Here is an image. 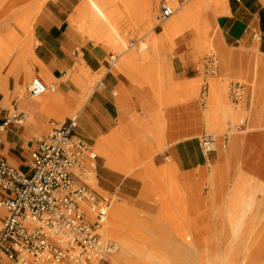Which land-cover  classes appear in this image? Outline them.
<instances>
[{"label": "rangeland", "instance_id": "374dc122", "mask_svg": "<svg viewBox=\"0 0 264 264\" xmlns=\"http://www.w3.org/2000/svg\"><path fill=\"white\" fill-rule=\"evenodd\" d=\"M46 1L48 0H0V98L4 96L0 116L20 114L23 116V123L17 125L29 130L28 133L22 135L27 149H31V139L46 134L51 130L52 125L48 119L38 122L30 110L16 107L15 98L9 91V87H12L15 81L17 96L32 102L42 100V97L31 98L27 92L29 82L37 75L33 60L35 40L30 38L31 34L23 29V25L25 22L30 23V29L33 32L36 17ZM110 2L109 10L114 11L116 15L120 35H115L114 39L107 43L101 38L91 36L83 23L75 25L78 31L86 38V41L103 46L106 54L117 55V66L113 67L112 71L126 75L138 87H150L159 100V109L179 104L180 101L176 97H169L165 101L162 99L168 84L173 86L170 65L176 47L175 39L184 33H190L193 37L192 47L199 54L197 62L200 69L204 71L205 58L214 54L210 40L214 31L215 19H207V12L212 8L211 4L205 0H128L125 3L122 0H111ZM164 3L174 9L175 16L184 13L192 16L200 7L199 17L205 31L196 35L185 28L180 34L166 33L164 25L167 19L160 17ZM38 6H41L39 10ZM150 13H153L152 17ZM142 43H148L149 47L141 51ZM105 72L106 69L103 68L98 73H90L87 79L89 81L84 82L89 92L96 89L98 81ZM258 73V84L262 81L261 90L264 93V73L261 69H258ZM25 74H28V79L20 85L19 79ZM2 81L5 83L4 86H2ZM46 84L57 85L54 81H48ZM208 84L210 97L214 98L212 103L210 97L208 99L210 109L217 104L232 107L233 110L237 108L241 110L239 105L233 103L232 94L234 93V97L245 95L246 90H243V87L239 89L233 87L232 90L231 82L221 79H209ZM213 84L221 88L224 92L223 97L218 94L215 98L216 92H214ZM204 85L205 82L200 79L195 91L188 94V99L197 100L199 107L205 100ZM54 93L57 92L48 94L53 95ZM258 96L255 94L254 103H264V99H258ZM79 113L80 108H76L68 112L67 116L71 117ZM239 116L234 120L230 118L226 120L232 124L233 129L242 125L243 118ZM134 117L132 120L133 134L135 132L139 134L142 126L137 114H134ZM164 122L161 121L159 123L161 125L157 127L160 133ZM228 131V124H223L218 131L207 128L206 133L217 135L222 148L223 138ZM201 136L202 132L199 138ZM141 147L142 143L135 139L132 132L129 130L126 134L122 128L108 146L110 155L115 162L121 165V169L117 170L109 166L107 159L102 157L101 165L106 164L110 171H107L108 176L104 178L102 175L106 170L100 166L98 170L99 190L91 185L111 203L118 202L126 209L119 223L110 226L111 230L118 233L109 235V238L117 243L118 250L106 264H113L114 258L120 256V243L124 240L131 241L141 254L134 252L122 256L119 264L219 263L218 246L223 245L225 248L232 240V225L239 220L243 209L241 204L243 197L249 190L251 191L254 185H263L262 189H264V183L235 181L232 184L229 183L230 188L227 191L225 188L227 184L225 183L224 187L220 182L219 167L216 172L213 171V177L218 176L214 180L208 178L207 167H199L193 171V174L192 171L180 169L171 159L168 160L167 165L157 167L153 160L154 153L143 155ZM161 148L163 149V146ZM94 150L100 156V152L95 147ZM195 174L201 177L197 182L191 181ZM129 175L136 177L138 181L126 180L125 177ZM255 199V203L248 207V211L256 217L247 222L246 228L249 229L241 238L247 242L248 250L234 254L228 264H264V191L256 192ZM181 234H189L192 238L190 248L182 246ZM149 252L154 253L163 261L160 262L158 258H154L149 262L147 260ZM61 263L74 264L67 261ZM9 264L16 263L9 262Z\"/></svg>", "mask_w": 264, "mask_h": 264}, {"label": "crops", "instance_id": "0c3cea01", "mask_svg": "<svg viewBox=\"0 0 264 264\" xmlns=\"http://www.w3.org/2000/svg\"><path fill=\"white\" fill-rule=\"evenodd\" d=\"M81 2L82 0H48L42 6L33 27L34 70L45 83L54 81L57 85L54 84L55 90L41 96V101L32 102L15 94L14 81L9 91L15 98L16 107L30 110L38 122L48 119L52 127L66 122L68 112L80 108L77 133L93 149L99 139L112 134L114 130L123 128L126 134L130 130L135 139L142 143L143 155L154 153L153 160L157 167L167 165L169 159L180 169L192 171L193 174L199 167H207L206 173L212 180L217 179L218 176L213 177V171L216 172L219 167L220 182L224 187L227 184V191L229 183L235 181L264 183V103H254L255 94L259 95L258 99H264L262 81L258 84V69L262 73L264 69L256 64L258 56H264V0H227L226 11L216 17L214 22L210 40L214 54L205 58L204 71L197 62L199 54L192 47L193 37L190 33H184L175 39L176 47L170 65L173 86L168 84L162 99L165 101L169 97H176L180 102L162 110L159 109V100L150 87H138L126 75L112 71L107 64L112 53L106 54L103 46L86 41L71 22L75 7ZM210 56H215L216 59L214 73L209 70ZM81 66L89 69L92 74L106 69L96 89L91 92L86 84L81 85L76 80ZM27 79L28 74L20 77V85ZM200 79L205 82V100L201 101V107L197 100L188 99V94L195 91ZM209 79L230 81L232 90L233 87H243L246 92L237 97L232 94L233 103L239 105L241 110L235 108L234 114L227 117L234 120L241 115L242 125L233 129L226 118L223 124H228L229 131L223 138L222 148L219 137L213 134L214 149L206 153L199 135L200 132L202 135L206 134L208 128ZM49 92L57 93L50 95ZM55 94L59 98H55ZM3 99L2 95L1 111ZM210 99L212 103L214 98ZM134 114H137L142 126L139 134H133ZM3 117L6 115L0 116ZM161 121L165 122L160 133L157 127L161 125ZM28 132L26 127L13 123L3 133L2 152L16 166H23L30 160V149L25 148V141L22 139V135ZM161 146L163 149H160ZM102 157L98 155L94 175L97 180L100 166L106 170L102 175L104 178L108 176L107 171H110L106 164L101 165ZM200 178L195 174L191 181L197 182ZM125 179L138 181L131 175ZM9 262L11 261H5V264Z\"/></svg>", "mask_w": 264, "mask_h": 264}, {"label": "built area", "instance_id": "2783aa9c", "mask_svg": "<svg viewBox=\"0 0 264 264\" xmlns=\"http://www.w3.org/2000/svg\"><path fill=\"white\" fill-rule=\"evenodd\" d=\"M173 14L164 3L160 17ZM208 58L214 73L215 56ZM117 62L118 56L110 54L108 67ZM53 90L55 85L38 76L27 86L31 98ZM23 120L21 114L0 118V264H106L118 250L104 236L111 201L90 184L98 154L77 133L78 115L35 137L29 162L16 166L2 152V136ZM200 143L204 152H211L215 136L203 134Z\"/></svg>", "mask_w": 264, "mask_h": 264}, {"label": "bare ground", "instance_id": "6f19581e", "mask_svg": "<svg viewBox=\"0 0 264 264\" xmlns=\"http://www.w3.org/2000/svg\"><path fill=\"white\" fill-rule=\"evenodd\" d=\"M111 0H84L81 2L78 7L76 8L75 12L71 16V22L76 25L79 23H83L87 27V32L94 36L95 38H101L102 41L110 43L115 35H120L119 27L117 25L115 19V13L112 10H109V6L111 4ZM124 3L128 2V0H122ZM131 1V0H130ZM209 2L212 6L211 10L207 12V19H216L219 15L226 11L227 0H205ZM41 6H38V10ZM200 7L197 10V13L188 16L186 13L180 16L172 15L169 18H166L167 21L165 23V32L166 33H182L183 29L188 28L196 35L201 34L204 30V26H202V20L200 19ZM153 13H150L152 17ZM206 20V19H205ZM30 23H24L23 29L26 30L30 35V38H33V32L30 29ZM31 31V32H30ZM32 39V40H33ZM149 47L148 43L141 44V51L146 50ZM256 64L258 67L264 69V56H258L256 60ZM14 69V68H13ZM264 71V70H263ZM90 75V70L84 68L83 66L80 67V72L77 75V82L81 85L86 84ZM86 82V83H84ZM5 83L2 81V86ZM193 87H196L194 84ZM215 98H217L218 94H221L222 97L224 96V92L221 91L217 85L213 84ZM55 98H59L57 94L54 95ZM234 114L232 107L229 106H220V105H213L212 108L208 112V128L210 130H220L223 126L224 120L228 116H232ZM32 117V115H31ZM121 128H118L112 132V134L103 136L101 139L97 141L95 148L100 152V156H103L107 159V164L115 169H121V165L115 162L110 155L108 146L112 141V138L118 134ZM38 133V132H37ZM36 133V134H37ZM6 154V153H4ZM95 173L92 174L90 179V184L99 190L98 180L94 176ZM263 185H254L251 188V191L247 192V194L243 197L241 202L243 209L239 216V220H236V223L233 224V236L232 240L223 248V245L218 246V251L220 252V261L219 263L212 262V264H228L232 260V256L239 251L248 250L247 242L242 240L241 238L245 236L244 232L249 228H246L247 222L254 220L256 217L254 214H251L248 211V207L255 203L256 192L264 191ZM124 206L120 203L112 202L109 208V217L107 221V225L104 230V236L109 238V235L112 233L118 234L117 232L111 230V224H117L120 221V218L126 213ZM235 217V216H233ZM232 217V220L235 218ZM235 221V220H234ZM181 240L185 248H190L192 246L191 237L189 234H181ZM120 256L115 257L113 260V264H119L120 257L129 255L131 253H139V251L133 246L131 241L124 240L120 243ZM141 254V253H139ZM148 261L151 262L154 258H158L157 255L154 253L149 252ZM218 257H216L217 259ZM159 261L161 258H158ZM58 264H66V263H58Z\"/></svg>", "mask_w": 264, "mask_h": 264}]
</instances>
